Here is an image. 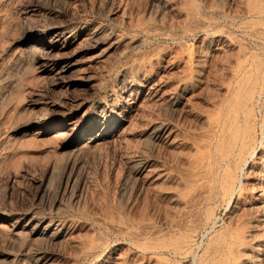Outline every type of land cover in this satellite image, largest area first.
<instances>
[{
    "label": "rangeland",
    "instance_id": "obj_1",
    "mask_svg": "<svg viewBox=\"0 0 264 264\" xmlns=\"http://www.w3.org/2000/svg\"><path fill=\"white\" fill-rule=\"evenodd\" d=\"M249 1L0 0V264H204L253 206L247 184L244 205L190 219L185 187L207 114L242 51L263 60L251 106L264 121V36L244 27ZM125 73L134 85L120 95ZM122 95L135 111L123 110L126 121L87 146L77 172V133ZM177 96V109L164 110ZM141 105L169 123L173 141L144 147ZM141 149L151 156L147 179L134 175ZM70 170L79 184L67 194L59 181ZM182 214L197 219L192 228L180 225ZM41 220L58 232L31 236ZM175 233L188 241L180 252L163 245ZM262 237L250 246L259 245L258 264Z\"/></svg>",
    "mask_w": 264,
    "mask_h": 264
},
{
    "label": "bare ground",
    "instance_id": "obj_2",
    "mask_svg": "<svg viewBox=\"0 0 264 264\" xmlns=\"http://www.w3.org/2000/svg\"><path fill=\"white\" fill-rule=\"evenodd\" d=\"M247 11L248 15L251 16V21L249 24H244V27L246 28L245 25H247V28L251 29L255 36H264V0L249 1ZM249 55V52L242 51L236 61L234 60L235 64L230 75H228V82L224 88L225 92H222L224 94H221L222 96L217 98L216 102L213 104V109L207 114L206 126L203 131V133H205L195 146L194 152L196 153L191 162L192 170L190 171L185 187H187L190 192V195H188L189 198H187L188 200L186 199V203H188V206H186L189 208V212H187L190 219H192V216L195 214L199 215L200 211L202 212V209L205 211L206 207L208 208V214L210 216L214 215V207L219 204L226 203L229 208H235L233 206L236 205L238 208L242 203L240 201L243 198L242 196L246 195L245 193L243 194V192H245V190L247 192V190L250 189H247V187L244 188L247 184L250 185L251 190L254 191L251 200V206H253L249 210L251 212L249 214L246 213L248 216L243 214L238 222L235 221L234 223H230L231 227L226 232L227 237L225 238V234V239L222 242H220V239V241L218 240L219 243L217 244L220 246H218V248L216 246V250L213 249L212 252L208 253L209 256H206L208 258L207 260L203 258V262L205 259L204 264H255L260 261L258 252V255L255 253V248H258L259 245L255 244L257 246H252L251 249L250 246L252 240L255 241L258 240L260 236L262 237V235H259L261 232H259V225L262 224L260 227L261 230L262 227L264 228V121H257L251 104L253 102L254 94L257 95V86L261 87V84L258 85V82L260 78H263L261 77L263 74V60L253 57L255 54L252 57H248ZM133 81L132 76L128 73L124 74L119 86L120 95L123 93L125 94L132 88L134 85ZM123 95L120 98H111L104 105L100 104L95 114L87 120L86 124L83 125L81 130L77 133V147L73 152L74 158L71 160L77 172L81 168L82 154L88 149L87 146L101 140L104 135L103 132L125 122V116L122 114L123 110L126 111V109L133 108V112L135 111L136 108L133 107V101ZM181 100V96L171 99L166 107L163 105L165 107L164 110L168 111V109L171 108H175L176 110L180 105ZM139 108V113H141L142 118L149 122V127L144 135L146 143H144V147H147V144L157 146V144L162 141L170 143L172 140V131L169 123L163 120V118L162 120L158 118L153 119L152 115L147 112L144 105H141ZM166 115H168V113ZM165 119L168 118L165 117ZM99 127L102 128L93 135V130H97ZM143 149H141L140 152L138 150L139 154L135 162L133 161L135 163V172L133 171L134 175L137 176V178L140 177L142 179L148 176L146 171L148 170L147 168H149L147 166L150 161L149 157H151L148 156L149 154L146 152H143ZM67 167H69V165H67ZM69 168H71V166ZM244 174L245 177H243ZM77 177L78 176L75 172L72 173L71 170L70 172L65 171L59 181V189L61 192L70 194L77 189V184H79L77 182L79 177ZM237 193L239 196L237 201L234 202L233 198ZM183 213L187 215L186 212ZM184 214L181 216L183 217ZM209 215L207 217H209ZM188 216H186L187 219ZM184 218L185 217H183V219ZM256 218L257 221L255 220ZM183 219L181 218V221ZM185 219V222L182 221V224L180 225L189 229L193 227V222L195 224L197 220L194 219L193 222H187ZM187 223L192 224L190 226V224ZM181 226H179V228ZM58 230V223L52 221L46 223L41 220L37 221L36 225L30 230V232L31 236L48 238L53 236ZM262 232H264V230ZM185 233L187 235L188 230ZM187 242V238L184 234L175 233L171 236L170 240L168 239V241L162 244L166 247L171 246L173 251L180 252ZM261 246L262 245H260V247ZM253 247L254 250H252ZM259 249H257V251ZM247 251L251 252H248V255L251 256L249 257L252 259V262L248 260L250 263L244 259ZM35 255H37V253Z\"/></svg>",
    "mask_w": 264,
    "mask_h": 264
}]
</instances>
